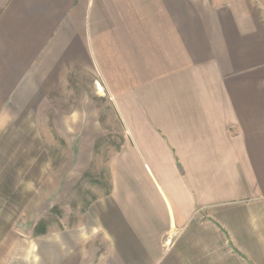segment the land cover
<instances>
[{
	"label": "crops",
	"instance_id": "1",
	"mask_svg": "<svg viewBox=\"0 0 264 264\" xmlns=\"http://www.w3.org/2000/svg\"><path fill=\"white\" fill-rule=\"evenodd\" d=\"M85 76L124 135L109 194L27 240L21 126ZM93 120L51 118L77 171ZM0 264H264V0H0Z\"/></svg>",
	"mask_w": 264,
	"mask_h": 264
},
{
	"label": "rangeland",
	"instance_id": "2",
	"mask_svg": "<svg viewBox=\"0 0 264 264\" xmlns=\"http://www.w3.org/2000/svg\"><path fill=\"white\" fill-rule=\"evenodd\" d=\"M93 81L90 76L72 77L67 91L51 94L49 99L53 101L45 102L35 116L32 113L36 124L21 126V148L28 155L22 158L23 179L19 184L22 201L31 203L44 196L41 215L26 211L23 204L17 229L24 231L27 240L34 238L33 229L38 223H44L49 233L83 225L90 206L109 191L108 163L122 144L124 135L107 93L103 87L96 89ZM69 115L88 120L92 117L99 125L98 137L93 142L87 141L88 146L92 143L91 156L87 158L89 164L80 171L74 168L73 151L77 144L74 131L69 130L71 136L65 146L57 131L66 125L51 123L52 116L61 119ZM35 152L37 156H33ZM34 165L37 171L31 169ZM30 176L32 183L28 182ZM28 185L32 188H27Z\"/></svg>",
	"mask_w": 264,
	"mask_h": 264
},
{
	"label": "trees",
	"instance_id": "3",
	"mask_svg": "<svg viewBox=\"0 0 264 264\" xmlns=\"http://www.w3.org/2000/svg\"><path fill=\"white\" fill-rule=\"evenodd\" d=\"M120 148V147H119ZM118 148V149H119ZM117 149V150H118ZM109 194V191L105 194V196H107ZM47 231H46V226L44 225V223H38L36 225V227L34 228V234L35 235H43L45 234Z\"/></svg>",
	"mask_w": 264,
	"mask_h": 264
}]
</instances>
